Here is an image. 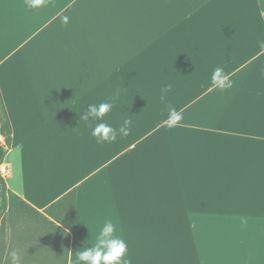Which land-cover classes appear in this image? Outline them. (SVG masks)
Here are the masks:
<instances>
[{"label":"crops","instance_id":"0c3cea01","mask_svg":"<svg viewBox=\"0 0 264 264\" xmlns=\"http://www.w3.org/2000/svg\"><path fill=\"white\" fill-rule=\"evenodd\" d=\"M260 41L258 0H0L2 177L38 212L76 189L68 264L108 219L131 264H264ZM102 122L115 142H96Z\"/></svg>","mask_w":264,"mask_h":264},{"label":"trees","instance_id":"16d2710c","mask_svg":"<svg viewBox=\"0 0 264 264\" xmlns=\"http://www.w3.org/2000/svg\"><path fill=\"white\" fill-rule=\"evenodd\" d=\"M264 11V0H258ZM0 135L4 146L0 144V165L10 149L11 135L4 110L0 103ZM76 209V189L66 192L42 212H38L11 192L0 174V264H68L70 231ZM31 220L32 227L12 235L10 243L3 242L6 222L11 227L17 220ZM35 219L40 224L34 225ZM43 225V226H42ZM45 231V232H44ZM42 235V236H40ZM16 246V249H14ZM21 250V251H20ZM15 251L18 259L13 261L9 253Z\"/></svg>","mask_w":264,"mask_h":264},{"label":"clouds","instance_id":"9594fccd","mask_svg":"<svg viewBox=\"0 0 264 264\" xmlns=\"http://www.w3.org/2000/svg\"><path fill=\"white\" fill-rule=\"evenodd\" d=\"M29 4L32 8H40L46 6V0H29ZM62 19L64 23H67L68 17L65 16ZM260 44L264 47V41H260ZM212 82L221 91L233 87V81L221 67L214 69ZM170 89L171 85H168L163 91L167 92ZM163 99L164 97L162 95L161 100ZM112 107L113 105L111 103H101L98 107L92 104L80 118L85 121H88L89 117L93 120H102L110 112ZM182 119V113L177 112L175 108L169 106L168 127H175ZM130 124V119L124 120L123 125L118 130L119 133L127 136L129 134ZM92 135L96 137L97 143H112L116 141L118 132L111 125L102 122L96 125L92 131ZM116 233L117 223L112 219L106 220L99 232L95 245L83 247L82 251L77 250L75 252V259L70 264H131V260L128 258V245ZM9 256L13 261L18 259L15 251L10 252Z\"/></svg>","mask_w":264,"mask_h":264},{"label":"rangeland","instance_id":"374dc122","mask_svg":"<svg viewBox=\"0 0 264 264\" xmlns=\"http://www.w3.org/2000/svg\"><path fill=\"white\" fill-rule=\"evenodd\" d=\"M33 221L35 222L34 223V225H36L37 226V228H38V222L35 220V219H33ZM32 221L30 220H26V219H23V220H17L16 222H15V226L14 227H11L10 226V224L9 223H7L6 222V230H5V238H4V240H3V242H5L6 243V245L8 244V243H10V241L12 240V239H14V238H12V235L14 236V235H19L20 233H21V231L23 232V231H27V228L28 227H32ZM43 226V225H42ZM45 232V231H44ZM40 236H42V235H40ZM15 240V239H14ZM14 249H16V250H18L17 248H16V246H15V248ZM21 251V250H20Z\"/></svg>","mask_w":264,"mask_h":264},{"label":"built area","instance_id":"2783aa9c","mask_svg":"<svg viewBox=\"0 0 264 264\" xmlns=\"http://www.w3.org/2000/svg\"><path fill=\"white\" fill-rule=\"evenodd\" d=\"M0 144L4 146V138L0 135ZM7 173L6 168L3 164L0 165V174L1 176H5Z\"/></svg>","mask_w":264,"mask_h":264}]
</instances>
